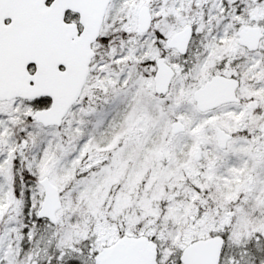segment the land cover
I'll return each mask as SVG.
<instances>
[{"label":"snow or ice","instance_id":"snow-or-ice-1","mask_svg":"<svg viewBox=\"0 0 264 264\" xmlns=\"http://www.w3.org/2000/svg\"><path fill=\"white\" fill-rule=\"evenodd\" d=\"M0 264H264V0H0Z\"/></svg>","mask_w":264,"mask_h":264}]
</instances>
